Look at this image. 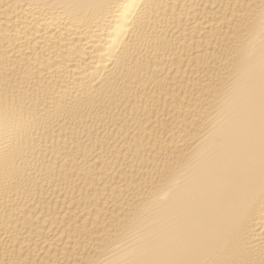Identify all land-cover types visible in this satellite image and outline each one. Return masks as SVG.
<instances>
[{
  "label": "bare ground",
  "instance_id": "1",
  "mask_svg": "<svg viewBox=\"0 0 264 264\" xmlns=\"http://www.w3.org/2000/svg\"><path fill=\"white\" fill-rule=\"evenodd\" d=\"M0 264H264V0H0Z\"/></svg>",
  "mask_w": 264,
  "mask_h": 264
}]
</instances>
